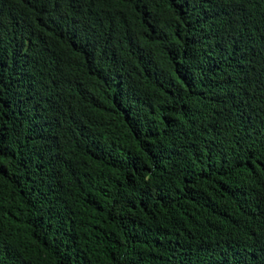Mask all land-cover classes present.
<instances>
[{"label": "trees", "instance_id": "16d2710c", "mask_svg": "<svg viewBox=\"0 0 264 264\" xmlns=\"http://www.w3.org/2000/svg\"><path fill=\"white\" fill-rule=\"evenodd\" d=\"M0 264H264V0H0Z\"/></svg>", "mask_w": 264, "mask_h": 264}]
</instances>
